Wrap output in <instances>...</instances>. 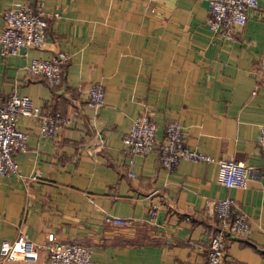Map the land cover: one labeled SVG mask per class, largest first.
Wrapping results in <instances>:
<instances>
[{"label":"crops","instance_id":"obj_1","mask_svg":"<svg viewBox=\"0 0 264 264\" xmlns=\"http://www.w3.org/2000/svg\"><path fill=\"white\" fill-rule=\"evenodd\" d=\"M35 0H0L2 12ZM47 22L41 48L0 56V95H26L67 116L52 137L19 116L26 149L18 175L0 176V264H53L50 235L90 248L97 264H204L216 220L208 201L228 197L250 220L246 237L229 238L223 264H264V0L231 39L205 22L207 0H38ZM63 51V81L50 86L26 70L30 58ZM263 68L259 76V68ZM94 82L103 105L85 104ZM150 112L158 133L178 122L185 143L254 171L244 188L217 182V163L181 160L167 170L155 154L134 155L122 136ZM98 132L104 145L93 149ZM131 170L135 177L127 172ZM37 172L36 179L31 173ZM156 205L153 224L145 222ZM132 220L118 225L105 216ZM22 235V236H21Z\"/></svg>","mask_w":264,"mask_h":264},{"label":"built area","instance_id":"obj_2","mask_svg":"<svg viewBox=\"0 0 264 264\" xmlns=\"http://www.w3.org/2000/svg\"><path fill=\"white\" fill-rule=\"evenodd\" d=\"M258 0H207L205 19L209 29L224 39L234 37L247 21L248 12L257 8ZM47 22L45 12L38 0L32 4L10 7L2 12L0 26V56L2 58L21 54L27 58L28 50L41 48L46 40ZM68 59L63 51H58L51 58H30L26 70L33 75H42L50 86H60L63 78L62 66ZM263 68H259V76ZM104 88L100 82H94L87 90L85 104L97 110L103 105ZM19 116H32L38 120L39 134L52 137L58 127L69 123L67 116L57 110L36 106L31 97L10 94L7 98L0 95V176L18 175L19 165L16 154L26 149L27 133L17 126ZM98 141L93 149L104 145L98 132ZM127 151V163L130 165L134 155L155 154L159 164L167 170L174 169L181 160L216 162L217 182L227 188H244L248 179L254 176L252 168L241 161L215 159L185 143L183 127L176 121H169L158 133V125L150 112H142L134 117L129 130L122 136ZM257 147L264 156V126L259 130ZM131 178L135 173L127 172ZM37 172L29 178L36 179ZM216 227L208 236L207 255L204 264H223L231 236L246 237L250 231V220L245 212L236 207L233 200L222 197L208 201ZM156 205L151 206L145 222L155 223ZM106 222L125 225L132 222L127 218L106 215ZM22 236V235H21ZM47 260L53 264H97L89 247L72 242L61 241L52 235L43 245ZM5 250L11 248L8 241L2 242Z\"/></svg>","mask_w":264,"mask_h":264},{"label":"trees","instance_id":"obj_3","mask_svg":"<svg viewBox=\"0 0 264 264\" xmlns=\"http://www.w3.org/2000/svg\"><path fill=\"white\" fill-rule=\"evenodd\" d=\"M62 81H63V78H62ZM53 87V86H52ZM59 86H54V88H58ZM55 110V109H54ZM216 224H217V221H216Z\"/></svg>","mask_w":264,"mask_h":264}]
</instances>
